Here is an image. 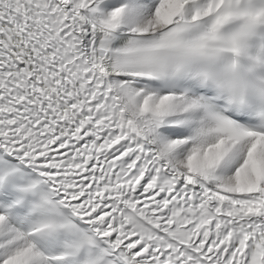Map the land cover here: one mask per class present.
Returning a JSON list of instances; mask_svg holds the SVG:
<instances>
[{"label":"snow or ice","instance_id":"1","mask_svg":"<svg viewBox=\"0 0 264 264\" xmlns=\"http://www.w3.org/2000/svg\"><path fill=\"white\" fill-rule=\"evenodd\" d=\"M0 264H264V0H0Z\"/></svg>","mask_w":264,"mask_h":264}]
</instances>
